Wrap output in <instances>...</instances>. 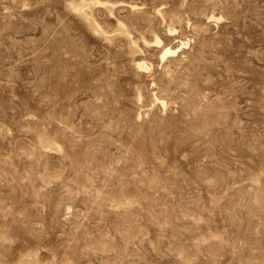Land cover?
Returning a JSON list of instances; mask_svg holds the SVG:
<instances>
[{"label": "rangeland", "instance_id": "obj_1", "mask_svg": "<svg viewBox=\"0 0 264 264\" xmlns=\"http://www.w3.org/2000/svg\"><path fill=\"white\" fill-rule=\"evenodd\" d=\"M0 264H264V0H0Z\"/></svg>", "mask_w": 264, "mask_h": 264}, {"label": "bare ground", "instance_id": "obj_2", "mask_svg": "<svg viewBox=\"0 0 264 264\" xmlns=\"http://www.w3.org/2000/svg\"><path fill=\"white\" fill-rule=\"evenodd\" d=\"M170 52H172V50L171 49H167L166 52H165V54L170 53Z\"/></svg>", "mask_w": 264, "mask_h": 264}]
</instances>
